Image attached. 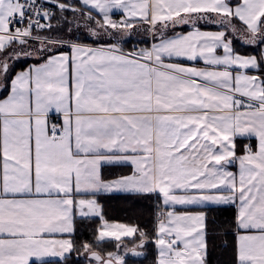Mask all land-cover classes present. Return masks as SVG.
<instances>
[{
	"label": "snow or ice",
	"instance_id": "6c2138e0",
	"mask_svg": "<svg viewBox=\"0 0 264 264\" xmlns=\"http://www.w3.org/2000/svg\"><path fill=\"white\" fill-rule=\"evenodd\" d=\"M113 193L163 211L109 221ZM217 235L224 264H264V0H0V264H128L150 243L152 264H211Z\"/></svg>",
	"mask_w": 264,
	"mask_h": 264
},
{
	"label": "trees",
	"instance_id": "16d2710c",
	"mask_svg": "<svg viewBox=\"0 0 264 264\" xmlns=\"http://www.w3.org/2000/svg\"><path fill=\"white\" fill-rule=\"evenodd\" d=\"M190 29L187 27L177 28V32H186ZM215 30V29H211ZM94 42V41H89ZM111 41L102 40L99 43H110ZM136 40L130 41L125 45L126 48H131L133 44H135ZM140 43V42H139ZM144 44H148L149 41L145 39L143 41ZM236 47L242 53H246L252 51L251 48L247 47L240 41H236ZM35 61L28 59L23 63H18L17 67L26 66L27 63H33ZM252 143L256 144L255 140L241 139L238 140L239 144H247ZM129 166H120V167H107L104 169L106 177H110L112 175L118 174H126L130 172ZM102 205H103V218L109 221H119L121 223H132L137 224L140 228L151 230L152 226L155 224V209H154V200L155 195L152 196H137L128 193H113V194H103L97 197ZM159 201V200H158ZM201 210L199 208H192L191 210ZM237 208L235 205H227L223 207H217L213 209L212 215L218 222L230 221L234 218L236 214ZM76 233L72 237L76 241H83L93 239V234L95 229L102 223V219L100 217L93 218L90 221H83L79 218L76 219ZM228 225H225L227 227ZM227 240L228 244L231 245L232 237L227 236L224 237L222 235H217L213 239L214 248L210 253L211 264H224V262L230 259V247L224 248L221 247L222 241ZM131 244V241H126ZM102 249H114L115 245L112 240L104 242L100 245ZM155 245L149 244L147 246V251L149 252V256L147 259H132L128 258V264H152V259L155 254ZM35 264V262H33ZM49 264H55V262L50 261ZM83 264V261L81 262Z\"/></svg>",
	"mask_w": 264,
	"mask_h": 264
},
{
	"label": "crops",
	"instance_id": "0c3cea01",
	"mask_svg": "<svg viewBox=\"0 0 264 264\" xmlns=\"http://www.w3.org/2000/svg\"><path fill=\"white\" fill-rule=\"evenodd\" d=\"M114 14L117 16V18H118V16H119V12L118 11H116V10H114ZM90 43H92V42H90ZM50 118L51 119H53L54 118V120H58L59 119V117L55 114V113H53V114H51V116H50ZM249 140V139H248ZM252 140H255L256 141V143H257V140H256V138L255 137H253V138H251V140L250 141H252ZM129 166L130 168H131V165H128V164H125L124 166ZM107 167H109V166H105V168L104 169H107ZM233 170L235 171V170H238V163H236V164H234L233 165ZM130 171H131V169H130ZM129 173V172H128ZM128 173H126V174H128ZM158 198V197H157ZM158 200H159V198H158ZM229 205H234V204H229ZM236 206V208L238 207V205H235ZM162 208V207H161ZM192 208H194V207H188V208H184V207H178L177 208V210L178 211H191V212H195V211H199V210H191ZM163 209V208H162ZM33 262H35V260H33Z\"/></svg>",
	"mask_w": 264,
	"mask_h": 264
},
{
	"label": "rangeland",
	"instance_id": "374dc122",
	"mask_svg": "<svg viewBox=\"0 0 264 264\" xmlns=\"http://www.w3.org/2000/svg\"><path fill=\"white\" fill-rule=\"evenodd\" d=\"M81 34H83V32L81 33ZM31 60V59H30ZM23 62H25V61H20L19 63L21 64V63H23ZM156 200H158V198L156 197ZM154 204H155V202H154ZM154 217H155V215H154ZM154 221H155V219H154ZM155 223H156V221H155ZM111 239H109L108 241H110ZM107 242V241H106ZM107 250H114V249H109V248H106Z\"/></svg>",
	"mask_w": 264,
	"mask_h": 264
},
{
	"label": "built area",
	"instance_id": "2783aa9c",
	"mask_svg": "<svg viewBox=\"0 0 264 264\" xmlns=\"http://www.w3.org/2000/svg\"><path fill=\"white\" fill-rule=\"evenodd\" d=\"M158 211H163V210H161L160 208H156V212H158Z\"/></svg>",
	"mask_w": 264,
	"mask_h": 264
}]
</instances>
